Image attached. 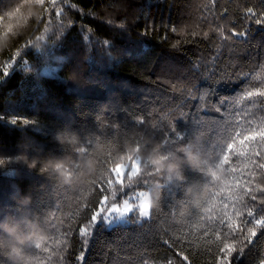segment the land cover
I'll return each instance as SVG.
<instances>
[{
  "label": "trees",
  "instance_id": "trees-1",
  "mask_svg": "<svg viewBox=\"0 0 264 264\" xmlns=\"http://www.w3.org/2000/svg\"><path fill=\"white\" fill-rule=\"evenodd\" d=\"M242 3L256 7L260 0H0V67L11 62L6 75L0 71V264H65L64 255L80 246L75 229L84 206L100 198L106 179H115L113 168H129L134 159L129 179L137 184L105 185V194L112 199L119 188L120 200L132 188L149 190L152 215L140 219L135 209L109 228L101 217L86 264H140L148 247L171 259L158 245L180 236L193 241L192 264H214L197 237L202 216L219 211L216 193L233 190L216 153L225 130L241 119L235 111L248 107L254 124L264 119L241 99L251 75L264 80V28L230 49L220 41H187L215 27L216 9L229 10L216 23L230 27ZM171 25L180 30L165 41ZM217 52L224 78L193 67ZM192 91L205 95L206 108L190 111L199 109L184 99ZM172 123L175 132L167 129ZM166 133L173 140L179 133L178 145L165 144ZM261 239L264 229L236 264H259Z\"/></svg>",
  "mask_w": 264,
  "mask_h": 264
},
{
  "label": "snow or ice",
  "instance_id": "snow-or-ice-1",
  "mask_svg": "<svg viewBox=\"0 0 264 264\" xmlns=\"http://www.w3.org/2000/svg\"><path fill=\"white\" fill-rule=\"evenodd\" d=\"M213 3L215 4L216 0H213ZM16 7L7 14L14 12ZM54 15H56L55 8L50 12V16ZM228 15V9H224L223 12L216 9V14L211 21L215 24V27L210 28L209 31L194 32L192 35L195 38L189 39L187 43L198 46L199 43L207 41L209 45L215 46V42L220 41L229 49L238 43L244 44L251 32H254L256 28H264V0H260V4L256 7L242 3L235 13L237 18L230 27L216 23V21L227 20ZM109 23H112V21ZM203 23H209L207 17H205ZM116 26L124 27V24L120 22ZM179 30V25L167 26L164 28L161 38L167 41L166 33H177ZM8 31L10 33L11 28ZM7 34L5 33V35ZM28 44H33V40H30ZM173 48L181 51L182 45H173ZM17 55H19V50L15 52L13 59ZM220 55L217 52L206 62L194 60L193 67H205L209 72L215 70L221 78H224L228 75V71L220 67ZM10 67L11 62H6L0 67V71L6 75ZM241 75H244V73H241ZM251 80L252 85L246 88L241 99L246 101L247 105L253 106L256 112L264 114V80H257L253 75H251ZM188 83L190 84V82ZM204 97L205 95L197 96L195 91H192L188 92L184 99L185 101L198 102L199 109L194 106L190 111L203 110L206 108L201 105ZM180 108V117H184L187 114L183 111L184 104L180 105ZM235 115L241 117V119L236 121V126L231 131L225 130L224 143L219 144V151L216 153L225 161L224 167L232 180L233 190L231 195L226 197L220 195L221 191L216 193V196L221 200L219 211L214 216L211 214L202 216L204 227L197 237L203 242V251L212 257L214 264H236V260L246 255V250L249 252L255 248L256 239L260 231L264 229V212L260 211L264 209V119L254 124L255 112H249L248 107H242L240 110L235 111ZM137 121L139 123L145 122L144 119ZM23 123L27 124L29 121L24 120ZM167 129L175 132L174 123ZM176 137L178 140L179 133H176ZM177 140L170 138L167 133L162 139L167 145H178ZM195 142L199 143L197 139ZM2 163L3 161H0V164ZM130 171V167L125 168L123 165L118 169L113 168L111 172L115 173L116 178L106 179L98 189L100 198L92 206H84L85 211L83 212L82 222L75 229L80 246L78 249H73L64 255L65 264H86L85 258L89 251V240L101 216L128 214L136 208V204L132 201H139V215L144 218L151 217L152 209L156 203L149 190L136 192L135 188H132V195H129L130 192L124 193V198L120 200L116 199L117 193L121 192L119 188L116 192H113L112 199L105 194L109 191V188L105 185L115 184L130 187L137 184L134 180L136 177L129 179ZM125 179L128 181L127 184H125ZM143 187L148 188L144 184ZM145 195L148 196L147 200H145ZM195 214L201 215L199 213ZM66 232H72V229L69 228ZM68 238L65 235L64 239L67 240ZM159 246L166 247L172 253L173 258L154 256L151 247H148L141 256L140 264H157L159 260H162L163 264H192L190 257L194 253L191 239L184 236L169 237L164 239ZM66 247L65 245V249ZM126 254L122 253V255ZM102 264H109V261H102ZM259 264H264V255H261Z\"/></svg>",
  "mask_w": 264,
  "mask_h": 264
},
{
  "label": "rangeland",
  "instance_id": "rangeland-1",
  "mask_svg": "<svg viewBox=\"0 0 264 264\" xmlns=\"http://www.w3.org/2000/svg\"><path fill=\"white\" fill-rule=\"evenodd\" d=\"M121 165L116 166V168L118 169ZM125 168H127L125 165H123ZM131 171L129 172V175H132L133 173H135L137 171V159H134L133 161V165L130 167ZM114 173V172H113ZM115 175V173H114ZM116 178V177H115ZM144 191V190H143ZM138 192H142V191H138ZM148 199V196L145 195V200ZM133 203L136 204V208H134L130 213L128 214H124V215H116V214H112L108 217H102V222L105 224L106 227H111L117 223H124L127 222L128 220V216L135 210L137 209L138 211V215H139V201H132ZM139 218H144L142 216L139 215Z\"/></svg>",
  "mask_w": 264,
  "mask_h": 264
}]
</instances>
